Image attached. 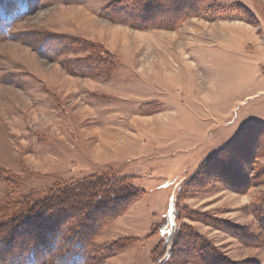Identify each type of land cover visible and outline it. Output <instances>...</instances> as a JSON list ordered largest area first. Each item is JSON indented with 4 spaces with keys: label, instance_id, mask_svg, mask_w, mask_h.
Segmentation results:
<instances>
[{
    "label": "rangeland",
    "instance_id": "rangeland-1",
    "mask_svg": "<svg viewBox=\"0 0 264 264\" xmlns=\"http://www.w3.org/2000/svg\"><path fill=\"white\" fill-rule=\"evenodd\" d=\"M0 2V264H154L173 224L264 264V0ZM236 54L246 72L215 60ZM100 174L143 192L81 248L31 224V194Z\"/></svg>",
    "mask_w": 264,
    "mask_h": 264
},
{
    "label": "trees",
    "instance_id": "trees-1",
    "mask_svg": "<svg viewBox=\"0 0 264 264\" xmlns=\"http://www.w3.org/2000/svg\"><path fill=\"white\" fill-rule=\"evenodd\" d=\"M1 1L5 2L6 0ZM211 6L216 7V11L221 9V11H218V16H222L223 11H226V7H222L221 5L213 4ZM112 8V4L105 7L102 14H105L107 11L109 12ZM10 11L12 10L6 9L0 2V34L6 32L7 24L3 22V19L12 16L13 12ZM208 165L207 163L206 167ZM207 170L212 174L213 169L210 170L208 168ZM205 175L209 176L206 171ZM129 178V176L119 175L118 177L111 174L92 175L70 185L52 186L39 197H34L31 194V199H28L29 204L27 206L28 214L31 217V224L39 220L41 221L40 226L47 228L49 231H53L54 226L59 225L57 229L58 234L62 230L64 237L68 236L69 229H72V233L66 237L68 243H72L77 249L81 248L87 238L95 236L110 220L125 212L142 195L143 191L132 184ZM93 211H99V215H101L97 221L92 220L91 216L88 215L93 213ZM61 214L65 218H77V223L72 225V222L67 221V223L63 222L59 224V218H64L63 216L57 217ZM103 217L104 219H102ZM54 218H58L56 224ZM91 221H93L92 224L89 223ZM18 222L17 224H24ZM10 226L7 225V228H10ZM14 226H16V222H14ZM170 232L167 235L168 241L177 232L172 245L162 254L160 252V250L162 251L161 248L155 250L153 254V258H155L154 264H168L174 254L181 253L180 250H185L184 252L191 254L190 256L194 259L190 261L193 264H196L194 263L196 257L200 258L203 262L211 259L212 262L215 261L217 264H240L232 262L225 255H221L218 247L211 240L187 224L180 227L173 224ZM67 260L65 259V261ZM10 264L19 263L11 261Z\"/></svg>",
    "mask_w": 264,
    "mask_h": 264
},
{
    "label": "crops",
    "instance_id": "crops-1",
    "mask_svg": "<svg viewBox=\"0 0 264 264\" xmlns=\"http://www.w3.org/2000/svg\"><path fill=\"white\" fill-rule=\"evenodd\" d=\"M80 5H82V4H80ZM98 10V11H97ZM100 12H102L101 11V9H99V8H97L96 10H95V13H96V15L97 16H99L100 17V15H101V13ZM242 27V26H241ZM241 27L239 26H235V27H228L227 28V32H228V34H229V38L231 39V41H229V42H231V43H228V46H229V52H233L234 51V49H236V48H233L234 46H236V45H234V42H238L239 41V38H238V32L241 30ZM73 33V32H72ZM193 33H195V32H193ZM227 46V47H228ZM233 50V51H232ZM236 53H238V52H236ZM236 57H231V56H226V57H219V58H216L215 60H226V62H231L232 63V61L234 60L233 58H235V62H233V63H237V67H240L239 68V70L240 71H245L246 72V69H244L245 68V66H243V65H245V60H244V58H243V56L241 55V54H236L235 55ZM233 59V60H232ZM222 62V61H221ZM236 67V68H237ZM235 68V69H236ZM238 70V71H239ZM247 70L248 71H251V69L250 68H247ZM243 78L247 81V84L251 81V83H249V87H248V89L247 90H249V89H251V88H253V87H255L256 86V84L255 83H253V76H252V74L249 72L248 74H246L245 76H243ZM242 78V79H243ZM252 83H253V85H252ZM264 93V90H260L259 92H256L255 94L253 93H251V92H248L247 91V95L246 96H248V97H250V96H253V97H256V96H258L259 94L261 95V94H263ZM264 98V97H263ZM253 120L255 121V122H257V123H259V122H264V110H260L259 109V113L257 114V115H255L254 114V118H253ZM58 171H60V170H58ZM51 172H53L52 174H54L55 172H57V171H50V172H47V173H51Z\"/></svg>",
    "mask_w": 264,
    "mask_h": 264
}]
</instances>
